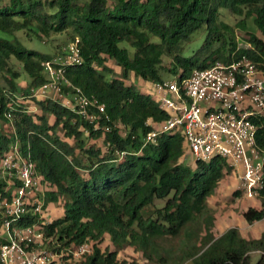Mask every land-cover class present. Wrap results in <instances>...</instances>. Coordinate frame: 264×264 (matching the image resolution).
Here are the masks:
<instances>
[{
	"label": "trees",
	"instance_id": "16d2710c",
	"mask_svg": "<svg viewBox=\"0 0 264 264\" xmlns=\"http://www.w3.org/2000/svg\"><path fill=\"white\" fill-rule=\"evenodd\" d=\"M237 29L248 34V47ZM202 31L201 46L187 49ZM21 33L42 43L58 33L78 39L82 63L65 67L71 86L63 84V92L80 88L105 112L92 106L91 119L59 96L38 98L36 90L49 81L43 63L61 50L29 48ZM243 54L264 63V0H0V172L19 143L47 186L44 208L56 201L64 209L46 233L63 245H93L75 264H138L120 258L127 248L144 264H251L254 252L260 253L256 264H264V232L252 238L236 227L214 232L208 198L232 168L223 158L186 164L191 156L181 131L147 142L148 121L160 124L170 114L136 83L155 84L166 73L180 72L182 79ZM258 141L264 148V129ZM8 187L0 174V193L10 196ZM243 216L249 224L262 221L264 202ZM2 222L0 213V247ZM107 238L113 249H102Z\"/></svg>",
	"mask_w": 264,
	"mask_h": 264
},
{
	"label": "built area",
	"instance_id": "2783aa9c",
	"mask_svg": "<svg viewBox=\"0 0 264 264\" xmlns=\"http://www.w3.org/2000/svg\"><path fill=\"white\" fill-rule=\"evenodd\" d=\"M80 63L77 39L53 60L43 63L49 81L35 94L48 98L55 92L64 97L65 105L95 119L96 114L89 113L90 107L102 113L104 105L85 96L80 88L71 96L63 92V84L71 86L65 67ZM152 94L170 116L160 124L148 121L153 128L146 136L147 142L155 143L161 135L181 131L193 159H225L238 176L242 194L249 198L263 195L264 148L258 133L264 129V63L246 54L228 63L218 60L209 67L195 68L185 78L153 84ZM0 174L9 182L7 190L12 191L10 196L0 193V264H72L93 251L91 242L67 246L46 233V225L51 222L42 215L47 186L19 143L3 157ZM37 214L40 220L27 222L30 215Z\"/></svg>",
	"mask_w": 264,
	"mask_h": 264
},
{
	"label": "rangeland",
	"instance_id": "374dc122",
	"mask_svg": "<svg viewBox=\"0 0 264 264\" xmlns=\"http://www.w3.org/2000/svg\"><path fill=\"white\" fill-rule=\"evenodd\" d=\"M229 22L234 24L237 19L234 16L226 13L225 17ZM250 28L249 30L255 32L256 27L249 21ZM205 31H202L199 37L191 44L186 45V48L191 50L197 49L201 46L205 38ZM236 36L239 39V43L241 46H247L248 34L244 31L236 30ZM21 37L25 43V45L29 48L37 49L42 52H51L58 53L60 50L67 45V43L71 42L66 33H58L52 37V40L48 43H42L38 40H29L22 33ZM61 52V51H60ZM109 66H111L116 74H120L121 67L118 66L114 61H109ZM179 73H166L163 76L164 80H175L179 77ZM21 83L26 85L24 78H22ZM130 83V81H129ZM139 88L143 91L151 92L153 84L150 82L144 81H136ZM57 97V93L51 92L49 96ZM59 96V95H58ZM60 97V96H59ZM64 100V97H60ZM35 110V106L32 107ZM5 131L11 130L10 125L4 126ZM186 164H189L191 167L195 168L196 160L192 157H188L186 160ZM236 190H238V176L235 171H232L230 174H227L221 181L219 187L216 189L215 193H213L208 198V206L210 211L215 215V227L214 232L216 235H220L227 231L230 228L236 227L238 228L246 237H258L264 232V219L259 222H255L253 224H249L243 216V212L247 210L249 207H262V203L264 202V197L257 198H249L244 194H235ZM44 202V201H42ZM159 204H164V200H158ZM43 217L46 221H52L59 217L64 216V209L62 207L61 202H50L46 209H43ZM108 245L113 249V245H111L110 240L107 238L102 244V249L106 248ZM120 258H124L128 261L136 260L138 264H144L145 260L142 258L141 254L134 252L132 248H127L122 250L119 254ZM260 258L259 252L252 253V262L251 264H256ZM75 264V263H72Z\"/></svg>",
	"mask_w": 264,
	"mask_h": 264
}]
</instances>
